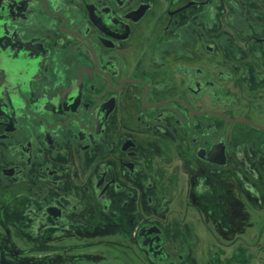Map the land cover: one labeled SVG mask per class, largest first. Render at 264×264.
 I'll list each match as a JSON object with an SVG mask.
<instances>
[{
    "label": "flooded vegetation",
    "instance_id": "1",
    "mask_svg": "<svg viewBox=\"0 0 264 264\" xmlns=\"http://www.w3.org/2000/svg\"><path fill=\"white\" fill-rule=\"evenodd\" d=\"M0 264H264V0H0Z\"/></svg>",
    "mask_w": 264,
    "mask_h": 264
}]
</instances>
